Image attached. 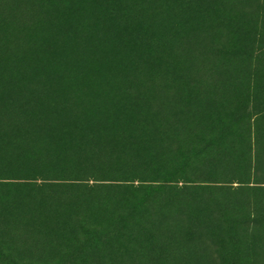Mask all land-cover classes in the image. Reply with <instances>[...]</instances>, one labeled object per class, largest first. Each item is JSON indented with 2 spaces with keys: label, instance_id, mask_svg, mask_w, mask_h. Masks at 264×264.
Returning a JSON list of instances; mask_svg holds the SVG:
<instances>
[{
  "label": "rangeland",
  "instance_id": "1",
  "mask_svg": "<svg viewBox=\"0 0 264 264\" xmlns=\"http://www.w3.org/2000/svg\"><path fill=\"white\" fill-rule=\"evenodd\" d=\"M0 6V264H264V0Z\"/></svg>",
  "mask_w": 264,
  "mask_h": 264
},
{
  "label": "trees",
  "instance_id": "2",
  "mask_svg": "<svg viewBox=\"0 0 264 264\" xmlns=\"http://www.w3.org/2000/svg\"><path fill=\"white\" fill-rule=\"evenodd\" d=\"M6 11V7L0 6V14H4V12ZM30 17V11L27 10H23L21 15L19 16V20L22 21V24L24 25H28V20ZM222 50L224 51V49L222 48ZM215 51L220 52L221 48L216 47ZM222 71H226L225 67L222 69ZM200 73L204 74V76H200V89L203 93L207 92L208 90V86H219L220 82H224V80H219L221 79L223 76L221 75V70L218 69V65L217 63L212 65L210 63L209 60L207 61H200Z\"/></svg>",
  "mask_w": 264,
  "mask_h": 264
}]
</instances>
